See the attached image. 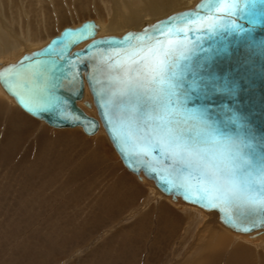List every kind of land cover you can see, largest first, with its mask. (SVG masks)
<instances>
[{"label": "water", "instance_id": "water-1", "mask_svg": "<svg viewBox=\"0 0 264 264\" xmlns=\"http://www.w3.org/2000/svg\"><path fill=\"white\" fill-rule=\"evenodd\" d=\"M155 26L162 31L154 32ZM99 28L94 19L64 27L43 47L2 67L0 72L26 70L20 80L8 81L15 91L0 78L2 87L26 112L52 126H80L88 134L103 126L124 165L136 175L153 180L174 200L216 211L233 230H264V197L254 202L241 200L206 207L182 186L186 170L165 171L174 166L159 150L150 155L141 152V133L148 130L145 122L156 114V109L146 96L122 95L119 88L131 50L149 55L153 48L173 47L169 76L164 82L172 84L182 108L197 112L215 137L232 148L241 165L238 175L257 180L251 185V195L259 197V177L264 175V0H199L193 8L121 36H98ZM70 32L78 34L79 39L69 37ZM130 34L132 39L125 42ZM83 42L87 43L80 47ZM172 42H182V46L175 48ZM36 61H47L39 65L38 71L50 69L49 75L58 84L54 90L59 97L58 108L33 111L16 95L19 92L27 101L29 91L42 82L39 76L31 77L29 82L30 73L36 71L29 65ZM69 61L76 63L72 66ZM87 87L97 117L78 104ZM85 104L92 105L90 101Z\"/></svg>", "mask_w": 264, "mask_h": 264}, {"label": "rangeland", "instance_id": "rangeland-1", "mask_svg": "<svg viewBox=\"0 0 264 264\" xmlns=\"http://www.w3.org/2000/svg\"><path fill=\"white\" fill-rule=\"evenodd\" d=\"M103 1L2 0L0 16L46 41L84 19L108 22ZM0 97V264H264V248L227 234L186 259L199 209L146 202L154 183L127 170L106 133L53 128Z\"/></svg>", "mask_w": 264, "mask_h": 264}, {"label": "snow or ice", "instance_id": "snow-or-ice-1", "mask_svg": "<svg viewBox=\"0 0 264 264\" xmlns=\"http://www.w3.org/2000/svg\"><path fill=\"white\" fill-rule=\"evenodd\" d=\"M153 31L160 32L162 29L155 26ZM67 35L79 39L76 33L70 32ZM131 39L130 34L125 42ZM172 44L175 48L182 46V42ZM172 56L173 47L153 48L149 55H142V50H131L123 65L126 75L119 81L121 94L146 96L156 109V114L145 122L148 130L141 133L140 151L150 155L154 150H159L174 166L165 171L186 170L187 176L182 179V186L196 202L206 207L261 199L264 197V175L259 177L260 196H252L251 185L257 184V180L251 176L238 175L237 170L241 165L236 153L215 137L208 123L197 112L182 108L172 84L164 82V77L169 76V60ZM42 63L46 64L47 61H36L29 65L30 69L36 70L30 73L29 82L31 77L36 76L42 82L29 91L28 100L16 92L21 102L33 111L60 106L59 97L54 95L58 84L49 75L51 70L38 71ZM75 63L76 61H69V65L74 66ZM25 71L6 69L0 72V78L6 83L13 78L20 80ZM8 87L15 91L11 83H8ZM101 106L106 107L103 104ZM105 118H108L107 112ZM124 139L127 143V136ZM261 204L264 205V199H261Z\"/></svg>", "mask_w": 264, "mask_h": 264}, {"label": "bare ground", "instance_id": "bare-ground-1", "mask_svg": "<svg viewBox=\"0 0 264 264\" xmlns=\"http://www.w3.org/2000/svg\"><path fill=\"white\" fill-rule=\"evenodd\" d=\"M198 1L199 0H108V2H107V0L103 1V4L105 5L106 11H107L106 13L108 14V22H105L104 19H102V20L94 19L100 25L98 36H104V35H119V36H121L123 33H125L128 30H136V31L144 30L148 27L153 26L158 20L163 19L165 17H168L169 15H171L173 13L182 11L184 9H189V8L195 7V5L197 4ZM0 2L2 3V0H0ZM20 5H22V4H20ZM14 16H15V14H14ZM26 16H28V15H26ZM15 18H17V17L11 18L10 20L6 19L4 21L2 19V17L0 16V69L2 67H4L5 65L17 62L19 60V58L24 53L31 52L33 50H36V49L43 47L53 37V35L50 34L51 35L50 38H48L46 41H45V39H43V40L39 39V40L34 42L33 36L31 34V30H29V27L26 29V28H23L22 26H20V32L19 33H13L14 24H15V26H17V24H16L17 19L14 21ZM89 19H92V18H89ZM84 20H88V19H84ZM83 21H81L80 23H78L76 25H71V26L75 27L77 25H80ZM50 32L51 31L48 30V32H46V34H48ZM36 35L37 34H35L34 36H36ZM86 43L87 42H83L79 46L83 47ZM0 96L4 97L5 101L8 100L9 102L14 103L17 106H19V104L16 102V100L10 94H8L5 91V89L2 87L1 83H0ZM85 101H90L92 105L91 106L86 105ZM78 104L81 108L85 109L86 112H88L90 115H93L96 117L98 116L97 108L93 102V97H92L88 87L85 90V94L83 96V99L81 101H79ZM19 107L24 112H26L21 106H19ZM91 111L93 113H91ZM26 113L28 115L32 116L33 118L38 119L41 122H43V123H45V124H47L53 128H56V129L81 128L85 132V130L80 126H76V127H73V126H62V127L52 126V125L48 124L47 122L29 114L28 112H26ZM101 132L102 133L104 132L103 135L106 133L103 126H101L100 129L97 130L93 134H88L87 132H85V133L91 137V136L97 135L98 133L101 136L102 135ZM108 138H109V136H108ZM110 142H111V140H110ZM113 147H114V145H113ZM114 149H115V147H114ZM116 152L119 154V152L117 150H116ZM119 156H120V154H119ZM127 170L129 172H131L128 168H127ZM131 173L136 175L133 172H131ZM136 176L138 178H140L139 180H141L142 182L152 181L154 183L155 187L157 188L156 189L153 185H152L153 187H150L152 189V192L149 194L148 198H146L147 199L146 202L150 201L151 199L152 200L158 199V201H160L161 198H165V197L166 198L170 197L173 201H175L177 203L180 200H182V199L174 200L171 196L165 194L162 190H160V188L155 184V182L153 180L146 178L143 174L136 175ZM184 203H185V201H184ZM182 207L184 209L189 207L188 214H190V215L191 214L194 215L196 213V210L199 209L200 210V216L202 217L201 219H203L202 221H204L202 226L200 227V230H198L195 233L191 232L192 230H190V227L186 229L187 231H189V236L191 238L190 245H189V249L191 251H189L190 252L188 255L189 257L186 259H191V258L195 259L200 253L202 254L204 251L206 254L205 249L209 245H211L213 243H217L220 239L219 237L220 236L222 237L223 234L224 235L227 234L228 236L231 235V236H233V239L236 238V240H239V241L242 240V241L248 242L252 245H256L259 248H264V243H262L263 239H264V230H261V231L260 230H254L251 233H243V232L233 230L232 228L228 227L225 224V222L222 220L220 214L214 210L213 211L212 210H206L200 206L190 204L188 202H186L185 205H182ZM164 209H165V207H164ZM136 211H138V210H136ZM160 215H161V213H160ZM166 217H168V216H166ZM187 217H189V216H187ZM190 220H192V217H189V221ZM196 226L197 225H195V227ZM182 227H183V225H182ZM197 228L198 227H196L195 229L197 230ZM191 229H192V226H191ZM195 229H193V230H195ZM162 231H164V230L162 229ZM223 239H224V237H223ZM188 240H189V238H188ZM225 240H226V238H225ZM225 240H223V241H225ZM223 241L221 244L225 243ZM234 241H235V239H234ZM183 242H185V241H183ZM219 243H220V241H219ZM221 246H225V245H221ZM235 246H234V248H235ZM213 248L214 249H212V250H211V248H208L207 253L209 255L211 252V254L214 256L213 258H215V255L217 254V252L220 248L219 247H213ZM223 248L224 247H222L221 249H223ZM174 251H175V249H174ZM173 257H175V256H173ZM200 257H198V259ZM202 257H203V259L208 258V257H204V256H202ZM175 259H177V258H175ZM210 260H211V258H210ZM170 261H171V259H170ZM170 261H169V264H170ZM198 261H200V260H198ZM174 262H176V261H173L172 264H174ZM196 264H198V263H196Z\"/></svg>", "mask_w": 264, "mask_h": 264}, {"label": "crops", "instance_id": "crops-1", "mask_svg": "<svg viewBox=\"0 0 264 264\" xmlns=\"http://www.w3.org/2000/svg\"><path fill=\"white\" fill-rule=\"evenodd\" d=\"M190 207V206H189Z\"/></svg>", "mask_w": 264, "mask_h": 264}]
</instances>
